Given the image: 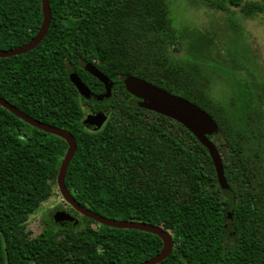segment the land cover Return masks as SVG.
<instances>
[{
    "label": "trees",
    "instance_id": "1",
    "mask_svg": "<svg viewBox=\"0 0 264 264\" xmlns=\"http://www.w3.org/2000/svg\"><path fill=\"white\" fill-rule=\"evenodd\" d=\"M200 1L245 19L264 17V2ZM50 6L41 45L0 59V98L75 137L65 182L76 201L105 218L168 232L174 249L160 264H264V84L250 81L230 104L216 102L211 70L172 54L177 34L169 0H50ZM43 18L42 0H0V51L30 43ZM86 65L115 84L107 103L90 104L72 83L74 72L93 93H105ZM129 77L214 119L210 140L234 205L207 149L179 123L140 109L123 85ZM88 110L106 117L98 132L84 127ZM68 148L0 106V264H143L156 257L163 249L158 236L100 225L71 206L75 227H59L51 217L33 237L29 221L60 193Z\"/></svg>",
    "mask_w": 264,
    "mask_h": 264
},
{
    "label": "water",
    "instance_id": "2",
    "mask_svg": "<svg viewBox=\"0 0 264 264\" xmlns=\"http://www.w3.org/2000/svg\"><path fill=\"white\" fill-rule=\"evenodd\" d=\"M42 10L44 16L43 23L36 37L33 38L30 43L21 48L10 51H0V59H8L11 57L26 55L41 45L48 34L52 20L50 0H42ZM84 70L104 85L105 93L102 95L93 93L83 83L80 77L76 73L72 72L70 74V79L77 88L81 97L93 105L107 103L115 91V84L113 81L92 65L84 66ZM123 85L126 91L138 100L137 104L140 109L156 113L179 123L185 129H187L203 147L207 149L215 167L218 183L226 197L230 200L231 204L234 205V193L225 178V171L221 155L217 146L212 140H210V138L216 134L218 129L214 119L207 112L190 101L173 95L164 89L150 84L142 79L129 77L123 81ZM0 106L14 114L16 117L31 127L47 134L57 136L68 144L69 148L61 165L58 176V186L60 194L64 198L65 202L69 204L77 213L83 217L94 220L100 225L113 229L141 231L158 236L163 242L162 251L156 257L143 264H160L171 256L174 249V244L169 233L164 231L162 228L156 227L152 224L108 219L98 215L97 213H94L76 201V199L68 190L65 182L69 166L77 152L76 139L71 133L54 126L44 124L40 121H36L24 114L17 107L1 98ZM105 122V115L96 114L91 110H88L84 120V127L88 131L98 132L103 128ZM56 223L59 227L69 228L75 227L78 221L76 218L68 214L61 213L57 215ZM228 227V231H230L229 233L233 232L230 230L232 229V226Z\"/></svg>",
    "mask_w": 264,
    "mask_h": 264
},
{
    "label": "rangeland",
    "instance_id": "3",
    "mask_svg": "<svg viewBox=\"0 0 264 264\" xmlns=\"http://www.w3.org/2000/svg\"><path fill=\"white\" fill-rule=\"evenodd\" d=\"M169 2L177 34L172 54L177 58L185 56L189 64L211 70V97L216 102L230 104L250 81L264 84L263 16L245 19L237 11L219 12L202 5L200 0ZM68 206L60 193L44 204L29 221L33 237L40 234L41 220L53 218ZM55 208L58 210L54 213Z\"/></svg>",
    "mask_w": 264,
    "mask_h": 264
},
{
    "label": "flooded vegetation",
    "instance_id": "4",
    "mask_svg": "<svg viewBox=\"0 0 264 264\" xmlns=\"http://www.w3.org/2000/svg\"><path fill=\"white\" fill-rule=\"evenodd\" d=\"M88 73V72H87ZM92 76V75H91ZM93 77V76H92ZM81 79V78H80ZM111 80V79H110ZM71 207H70V205L68 206V209L66 210V211H62V210H59V211H61V213H65V214H68V215H70V216H72L73 217V214H72V211H71V209H70ZM55 209H58V208H55ZM54 210V209H53ZM58 211V212H59ZM51 212V211H50ZM61 213H57V215H59V214H61ZM56 215V214H55ZM57 215L54 217L55 219L57 218ZM51 218V217H50ZM45 220V219H44ZM44 220H41L40 222H39V225L41 226L42 225V223H43V221Z\"/></svg>",
    "mask_w": 264,
    "mask_h": 264
}]
</instances>
